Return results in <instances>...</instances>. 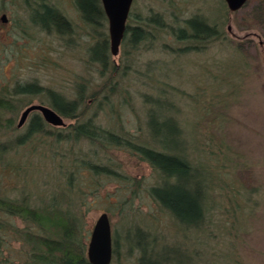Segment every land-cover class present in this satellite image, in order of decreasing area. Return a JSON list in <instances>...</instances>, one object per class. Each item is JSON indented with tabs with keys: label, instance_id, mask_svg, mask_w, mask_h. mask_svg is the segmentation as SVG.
<instances>
[{
	"label": "rangeland",
	"instance_id": "1",
	"mask_svg": "<svg viewBox=\"0 0 264 264\" xmlns=\"http://www.w3.org/2000/svg\"><path fill=\"white\" fill-rule=\"evenodd\" d=\"M46 1L72 20L73 34L59 36L40 29L31 22L24 0H0V85L36 80L68 96L75 94L78 81L89 90L97 88L103 79L87 60V46L100 37L98 30L108 33L107 20L93 30L83 23L72 0ZM262 2L258 4L263 9L258 11L259 22L252 24L248 14L256 2L235 12L225 0H133L128 15L132 25L153 12H159L168 26H182L185 18L200 14L217 22L221 35L201 51L182 52L177 49L183 42L166 26L155 29L149 41L139 40L132 46L126 40L117 54L110 52L118 72L113 80L119 89L113 97L116 110L99 111L98 121L144 134L142 94L154 93L158 84L164 85L165 93L174 98L176 118L186 133L187 156L207 167L214 222L208 224L207 232H193L160 208L148 192L158 181L150 165L130 149L108 143L21 145L0 160V194H26L35 205L66 208L86 248L97 216L106 212L112 239L119 240L110 264H136L138 248L128 242L144 244V231L154 235L156 262L162 264H175V256L178 264H264ZM2 14L7 17L5 22ZM41 96L25 98L27 104L41 103ZM27 104L18 111L15 123ZM30 115L12 133L23 131ZM63 118L65 123L70 121ZM6 136L0 133V139ZM82 157L108 164L113 171L93 173L83 166ZM11 221L19 228L26 226L20 218ZM227 226L234 227L233 231ZM5 236L0 264L23 262L27 244L14 231Z\"/></svg>",
	"mask_w": 264,
	"mask_h": 264
},
{
	"label": "trees",
	"instance_id": "2",
	"mask_svg": "<svg viewBox=\"0 0 264 264\" xmlns=\"http://www.w3.org/2000/svg\"><path fill=\"white\" fill-rule=\"evenodd\" d=\"M24 2L31 22L45 32H55L59 36L75 32L72 20L56 4L46 0ZM249 2L257 3L248 14L252 24H257L260 19L258 11L263 10L258 4L263 2L247 0L240 8ZM72 3L83 23L93 30L107 20L101 0H72ZM235 15L240 23L237 13ZM166 26L176 40L183 42L177 49L182 52L201 51L221 35L218 23L209 22L200 14L188 16L182 26H168L159 12H153L141 20L137 19L136 24H130L129 28L126 24L121 43L129 40L132 46H136L139 40L149 41L150 36H155V29ZM98 33L100 37L87 46V60L97 67L96 71L103 79L97 88L89 90L86 83L78 81L75 94L68 96L36 80L14 81L11 86L0 85V133L7 134L0 139V160L17 147L34 142H99L126 147L145 160L157 175V183L151 185L148 192L159 207L185 227L192 228L193 232H207L208 224L213 221L207 167L203 161H193L187 156L186 133L176 118L174 98L165 93L164 85L158 84L154 93L142 94L144 134L103 126L98 121L99 111L113 113L116 110L113 97L119 90L113 81L118 72L116 63L111 60L108 33L102 30ZM29 95H42L41 103L51 106L70 121L62 126L52 125L38 111H32L25 129L12 133L17 126L15 117L27 104L25 97ZM125 101L128 103V100ZM80 161L96 174L113 171L108 164H98L83 157ZM68 174L70 180L72 171L69 170ZM225 212L228 213L226 207ZM12 218L26 222L25 228L14 225ZM216 224L218 226L217 221ZM227 227L230 231L234 229ZM7 231L18 234L28 247L27 258L16 264H91L73 215L56 204L35 205L26 194L19 197L0 194V247L5 243ZM144 233L147 239L144 244H134L132 240L128 242V245L138 248L136 264H162L156 262L154 252L157 241L154 235ZM118 242V237L112 239V259L118 252ZM173 260L178 264L176 256Z\"/></svg>",
	"mask_w": 264,
	"mask_h": 264
},
{
	"label": "water",
	"instance_id": "3",
	"mask_svg": "<svg viewBox=\"0 0 264 264\" xmlns=\"http://www.w3.org/2000/svg\"><path fill=\"white\" fill-rule=\"evenodd\" d=\"M133 0H101L108 22L110 51L117 54L126 29V20ZM247 0H225L230 11L238 10ZM6 21L5 14L1 15ZM38 110L43 118L52 125H65L64 118L51 106L43 103H30L20 113L17 126H21L29 113ZM86 255L91 264H110L112 259V236L108 214L100 213L91 229Z\"/></svg>",
	"mask_w": 264,
	"mask_h": 264
},
{
	"label": "bare ground",
	"instance_id": "4",
	"mask_svg": "<svg viewBox=\"0 0 264 264\" xmlns=\"http://www.w3.org/2000/svg\"><path fill=\"white\" fill-rule=\"evenodd\" d=\"M110 52H111V51H110ZM33 111H38V110H33ZM31 112H32V111H31ZM31 112H30V113H31ZM38 112H39V111H38ZM30 113H29V114H30ZM39 113H40V112H39ZM40 114H41V113H40ZM28 116H29V115H28ZM26 119H27V118H26ZM22 125H23V124H22ZM22 125H21V126H22ZM19 127H20V126H19Z\"/></svg>",
	"mask_w": 264,
	"mask_h": 264
},
{
	"label": "flooded vegetation",
	"instance_id": "5",
	"mask_svg": "<svg viewBox=\"0 0 264 264\" xmlns=\"http://www.w3.org/2000/svg\"><path fill=\"white\" fill-rule=\"evenodd\" d=\"M127 21H128V18H127ZM127 26H128V28H129V26H130V23H129V21H128V23H127Z\"/></svg>",
	"mask_w": 264,
	"mask_h": 264
}]
</instances>
